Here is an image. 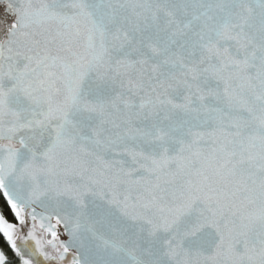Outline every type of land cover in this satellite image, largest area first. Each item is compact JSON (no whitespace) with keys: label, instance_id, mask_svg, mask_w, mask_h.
Wrapping results in <instances>:
<instances>
[{"label":"snow or ice","instance_id":"1","mask_svg":"<svg viewBox=\"0 0 264 264\" xmlns=\"http://www.w3.org/2000/svg\"><path fill=\"white\" fill-rule=\"evenodd\" d=\"M0 200V264H264V0H0Z\"/></svg>","mask_w":264,"mask_h":264},{"label":"trees","instance_id":"2","mask_svg":"<svg viewBox=\"0 0 264 264\" xmlns=\"http://www.w3.org/2000/svg\"><path fill=\"white\" fill-rule=\"evenodd\" d=\"M6 216H7V218H12L9 214H7L6 213ZM0 245H3L4 247H5V250L6 251H9V254H11V252H10V249H8V247H7V245H6V241H5V239L3 238V236L0 234Z\"/></svg>","mask_w":264,"mask_h":264},{"label":"flooded vegetation","instance_id":"3","mask_svg":"<svg viewBox=\"0 0 264 264\" xmlns=\"http://www.w3.org/2000/svg\"><path fill=\"white\" fill-rule=\"evenodd\" d=\"M0 203H3L2 200H0ZM4 210H5V214L7 213V214H9V215L12 217L11 219H10V218H8V219H9V220H13V214L10 212V210H8L7 207H5ZM1 235H2V234H1Z\"/></svg>","mask_w":264,"mask_h":264}]
</instances>
